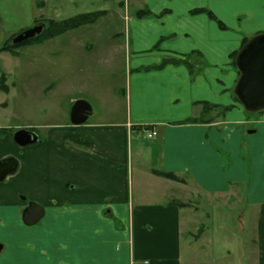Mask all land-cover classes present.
Listing matches in <instances>:
<instances>
[{
    "label": "crops",
    "instance_id": "crops-1",
    "mask_svg": "<svg viewBox=\"0 0 264 264\" xmlns=\"http://www.w3.org/2000/svg\"><path fill=\"white\" fill-rule=\"evenodd\" d=\"M142 2L134 11L151 15L130 13L120 45L123 120L92 109L82 125L45 126L28 148L0 134V161L19 163L0 183L2 252L23 245L35 264H264V111L241 105L232 57L264 33V0ZM168 58L183 62L160 67ZM203 103L228 111L186 124ZM31 203L45 216L27 226Z\"/></svg>",
    "mask_w": 264,
    "mask_h": 264
},
{
    "label": "rangeland",
    "instance_id": "rangeland-1",
    "mask_svg": "<svg viewBox=\"0 0 264 264\" xmlns=\"http://www.w3.org/2000/svg\"><path fill=\"white\" fill-rule=\"evenodd\" d=\"M122 3L126 6H120ZM142 5V0H0V48L13 47L11 52L0 53V77L6 75L9 89H0V128L35 130L46 136L49 129L45 126L70 122L72 98L89 103L95 119L123 120L125 106L117 93L125 90L128 74L120 45L124 44L129 14ZM98 11H107V15L94 24L39 44H12L13 37L38 23L48 25ZM118 34L121 36L115 37ZM52 84L56 85L54 93L45 95ZM34 253L9 242L0 264H35L23 262ZM57 261L72 264L64 256Z\"/></svg>",
    "mask_w": 264,
    "mask_h": 264
},
{
    "label": "water",
    "instance_id": "water-1",
    "mask_svg": "<svg viewBox=\"0 0 264 264\" xmlns=\"http://www.w3.org/2000/svg\"><path fill=\"white\" fill-rule=\"evenodd\" d=\"M45 30V25L26 30L12 39L14 46L23 44L40 36ZM236 65L240 72V78L235 88L244 109L250 113L264 111V34L251 39L239 52ZM92 114L91 105L85 101H77L71 109V123L84 124ZM13 140L20 147H27L38 142V136L26 129L17 130ZM19 169V163L15 158L0 161V183L8 176L15 174ZM45 216L44 208L31 203L24 211L23 221L27 226L38 224ZM3 250L0 244V254Z\"/></svg>",
    "mask_w": 264,
    "mask_h": 264
},
{
    "label": "trees",
    "instance_id": "trees-1",
    "mask_svg": "<svg viewBox=\"0 0 264 264\" xmlns=\"http://www.w3.org/2000/svg\"><path fill=\"white\" fill-rule=\"evenodd\" d=\"M192 13L193 14L207 13L212 19L217 20L216 17L210 11H208L206 9H197V10L192 11ZM105 15H107V11H98V12H93V13L81 14L79 16L64 20L62 22L50 21L48 25L45 23L47 26H46L45 32L42 35H40L34 39H31V40H29V41H27L21 45H18V47L24 46V45L29 46V45L43 43L47 40H50L52 38H55V37L60 36L62 34H65L67 32L73 31V30L78 29L82 26L94 24L101 17H103ZM136 15L143 17V16L151 15V12L147 9H144V10L137 11ZM219 24L221 25V27L225 28V26L220 21H219ZM262 34H264V33H262ZM259 35H261V34H259ZM249 41H250V39L246 38L244 40L242 48ZM10 42L11 41H9V45H10ZM11 48H13V47L9 46V48H8V47H6V45H4L3 47L0 48V53L11 52ZM239 52L232 55L235 64H236V59H237ZM181 62H183V61L175 59V58H168V59H165V61L162 63V65L160 67L165 66L166 64H179ZM6 83H7V77L5 74H3L0 77V89L4 92L9 91ZM215 110H218L219 111V112L217 111L218 113H220L221 115H224L228 111V108L227 107H218V106L212 105L210 103H203V111H202L201 117H199L197 119H189V120L185 121V123L186 124H189V123H191V124L210 123L211 119H209L208 117ZM6 133L13 136L14 131L0 129V134H6ZM154 173L158 176H161V177H164V178H167L170 180L180 181V178L177 175H175L174 173H167V172H160V171H154Z\"/></svg>",
    "mask_w": 264,
    "mask_h": 264
},
{
    "label": "built area",
    "instance_id": "built-area-1",
    "mask_svg": "<svg viewBox=\"0 0 264 264\" xmlns=\"http://www.w3.org/2000/svg\"><path fill=\"white\" fill-rule=\"evenodd\" d=\"M154 137V132H149L148 138H153ZM145 264H148V262H146Z\"/></svg>",
    "mask_w": 264,
    "mask_h": 264
},
{
    "label": "flooded vegetation",
    "instance_id": "flooded-vegetation-1",
    "mask_svg": "<svg viewBox=\"0 0 264 264\" xmlns=\"http://www.w3.org/2000/svg\"><path fill=\"white\" fill-rule=\"evenodd\" d=\"M37 25H43V23H38Z\"/></svg>",
    "mask_w": 264,
    "mask_h": 264
}]
</instances>
